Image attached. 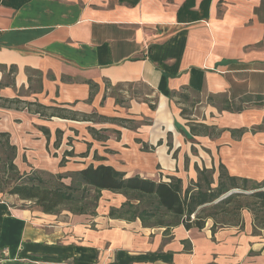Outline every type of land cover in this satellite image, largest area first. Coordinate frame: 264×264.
<instances>
[{
  "label": "crops",
  "instance_id": "obj_1",
  "mask_svg": "<svg viewBox=\"0 0 264 264\" xmlns=\"http://www.w3.org/2000/svg\"><path fill=\"white\" fill-rule=\"evenodd\" d=\"M0 133L22 174L158 165L162 181L216 180L222 164L263 181L264 0H0ZM124 200L102 190L90 215L0 199V264H264L247 210L242 226L165 231L111 218Z\"/></svg>",
  "mask_w": 264,
  "mask_h": 264
},
{
  "label": "trees",
  "instance_id": "obj_2",
  "mask_svg": "<svg viewBox=\"0 0 264 264\" xmlns=\"http://www.w3.org/2000/svg\"><path fill=\"white\" fill-rule=\"evenodd\" d=\"M7 101L3 99L4 103ZM64 111L66 108H55V115L68 117ZM15 156L16 147L10 143L9 135L0 133V173L15 176L10 193L34 202L44 213L66 210L72 214L95 215L102 190H108L125 197L119 207H110L108 215L128 221L139 219L145 227H164L168 231L183 225L186 229H201L205 218H211L214 231L217 226L227 224L242 226V212L247 210L252 215L254 231L264 229V180L231 176L222 164L216 180L213 169H202L197 179L184 188L181 178L169 176V181H155L140 175L127 177L124 172L102 164L65 174L42 170L22 174L14 162ZM63 163L64 158L60 161ZM67 178L68 183L64 181Z\"/></svg>",
  "mask_w": 264,
  "mask_h": 264
},
{
  "label": "rangeland",
  "instance_id": "obj_3",
  "mask_svg": "<svg viewBox=\"0 0 264 264\" xmlns=\"http://www.w3.org/2000/svg\"><path fill=\"white\" fill-rule=\"evenodd\" d=\"M124 90H130V93L132 91H136L137 94H139V98H142L144 99V95L145 94H150V90L148 87L146 86H141L139 84H132V85H127ZM188 103H186V105H195V102H196V98H189L187 100ZM194 108V107H193ZM193 111V109H192ZM171 135L168 136L167 140H170ZM127 165V164H125ZM182 166V164H181ZM155 173L152 174V177H150L149 179H152V180H155V181H161V180H164L165 179V176L160 173V171H158L159 166L157 165V167L155 168ZM182 169H183V166H182ZM19 172L21 173V170L18 169ZM181 175V177L185 180V182L183 183V187H187L189 185V182L191 180L194 181V178L195 177H192L189 175H185L184 172L181 170V173H179ZM15 176L12 175L11 173H8V172H4V173H0V199H6L8 200L9 202L13 203V205L17 206V207H27L29 209H33V210H39V208L34 204V202L32 201H28V200H23L21 198H19L18 195H15V194H11L10 193V190H11V187L14 183V178ZM182 179V180H183ZM69 179L66 180V182H68ZM235 192H238L237 189H235ZM193 218V216H192ZM166 220V219H165ZM208 221H212L213 220L211 218H205V223L208 222Z\"/></svg>",
  "mask_w": 264,
  "mask_h": 264
},
{
  "label": "water",
  "instance_id": "obj_4",
  "mask_svg": "<svg viewBox=\"0 0 264 264\" xmlns=\"http://www.w3.org/2000/svg\"><path fill=\"white\" fill-rule=\"evenodd\" d=\"M233 191H235V190H233ZM229 193V192H228ZM226 195V194H225Z\"/></svg>",
  "mask_w": 264,
  "mask_h": 264
}]
</instances>
